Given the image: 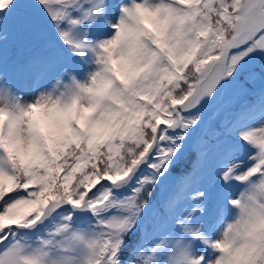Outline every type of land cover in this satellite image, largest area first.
Instances as JSON below:
<instances>
[{"label":"snow or ice","instance_id":"obj_1","mask_svg":"<svg viewBox=\"0 0 264 264\" xmlns=\"http://www.w3.org/2000/svg\"><path fill=\"white\" fill-rule=\"evenodd\" d=\"M0 116V264H264V0H0Z\"/></svg>","mask_w":264,"mask_h":264},{"label":"clouds","instance_id":"obj_2","mask_svg":"<svg viewBox=\"0 0 264 264\" xmlns=\"http://www.w3.org/2000/svg\"><path fill=\"white\" fill-rule=\"evenodd\" d=\"M0 120H3V116H0ZM237 200L239 203L235 205L236 215L234 220L226 223L224 225L217 237V240L221 244L228 243L233 241V247H239L243 244L242 240L236 238L237 229L246 224L251 223L255 217L249 214V210L255 208L257 204L264 203V190L260 188H254L251 191L241 190V193H238ZM213 251L219 256L221 253L219 249L213 248ZM211 264H216L215 258Z\"/></svg>","mask_w":264,"mask_h":264},{"label":"trees","instance_id":"obj_3","mask_svg":"<svg viewBox=\"0 0 264 264\" xmlns=\"http://www.w3.org/2000/svg\"><path fill=\"white\" fill-rule=\"evenodd\" d=\"M194 80H195V77L194 76H190L189 77V81L194 83ZM182 87L185 88V90L187 89V85L186 84H183L182 82ZM232 96V91L231 90H228L227 92H225L224 96H223V99L221 100V103L227 101L230 97Z\"/></svg>","mask_w":264,"mask_h":264},{"label":"rangeland","instance_id":"obj_4","mask_svg":"<svg viewBox=\"0 0 264 264\" xmlns=\"http://www.w3.org/2000/svg\"><path fill=\"white\" fill-rule=\"evenodd\" d=\"M243 157V154H240V158H242ZM240 190H242V188L240 189ZM237 195H238V193H237ZM236 213V212H235ZM235 213L232 215V213H230L231 214V216L230 217H228V219L224 222V225H226V223H228V222H231L232 220H234V218H235ZM221 230V229H220Z\"/></svg>","mask_w":264,"mask_h":264}]
</instances>
